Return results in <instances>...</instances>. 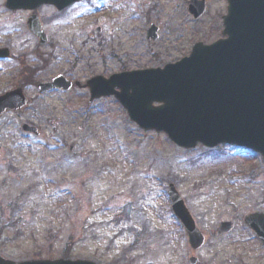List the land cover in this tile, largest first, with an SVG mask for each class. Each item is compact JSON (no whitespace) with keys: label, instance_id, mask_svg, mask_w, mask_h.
<instances>
[{"label":"rangeland","instance_id":"rangeland-1","mask_svg":"<svg viewBox=\"0 0 264 264\" xmlns=\"http://www.w3.org/2000/svg\"><path fill=\"white\" fill-rule=\"evenodd\" d=\"M102 2V3H99ZM119 1L122 0H117ZM188 0H87L59 18L35 12L48 43L27 32L29 12L0 0V96L20 89L27 105L0 117V255L12 262L95 264H264L243 218L264 213V162L227 146L182 149L133 124L113 98L88 90L40 92L63 75L84 85L129 70L163 67L195 43L220 39L224 0H206L193 20ZM87 4V5H86ZM158 39L146 40L150 25ZM100 33H96V29ZM31 83L32 85H27ZM36 128L37 136L22 126ZM173 185L205 238L197 251L171 212ZM229 222V234L217 236Z\"/></svg>","mask_w":264,"mask_h":264},{"label":"water","instance_id":"water-1","mask_svg":"<svg viewBox=\"0 0 264 264\" xmlns=\"http://www.w3.org/2000/svg\"><path fill=\"white\" fill-rule=\"evenodd\" d=\"M79 0H6L9 10H35L52 4L58 10ZM223 17V39L212 45L197 43L188 58L162 69L126 72L87 81L90 102L113 96L126 110L131 122L140 129L164 133L181 148L191 149L197 143L207 148L219 144L245 147L259 153L264 161V0H226ZM188 11L198 19L205 11V2L191 0ZM30 33L46 44V37L37 17L27 21ZM156 29L147 32L155 40ZM8 50H0L7 58ZM71 84L62 76L39 90L68 91ZM117 90V91H116ZM21 90L0 97V116L8 110L25 106ZM23 131L35 133L23 127ZM172 210L181 222L190 248L203 244L201 234L174 188L169 192ZM264 245V215L245 218ZM229 223L221 224L218 233H227ZM194 264L195 260L190 259ZM0 264H16L0 257ZM20 264H91L80 261H33Z\"/></svg>","mask_w":264,"mask_h":264},{"label":"flooded vegetation","instance_id":"flooded-vegetation-1","mask_svg":"<svg viewBox=\"0 0 264 264\" xmlns=\"http://www.w3.org/2000/svg\"><path fill=\"white\" fill-rule=\"evenodd\" d=\"M112 2H115V0H112ZM122 2H123V0H122ZM48 9L51 10V11H53L54 16H61L66 11V10H64V11L58 12L56 9L51 8V6L48 7Z\"/></svg>","mask_w":264,"mask_h":264}]
</instances>
